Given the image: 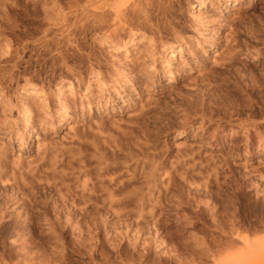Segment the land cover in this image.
Returning a JSON list of instances; mask_svg holds the SVG:
<instances>
[{
	"label": "rangeland",
	"instance_id": "1",
	"mask_svg": "<svg viewBox=\"0 0 264 264\" xmlns=\"http://www.w3.org/2000/svg\"><path fill=\"white\" fill-rule=\"evenodd\" d=\"M134 1L130 17L99 29L90 16L99 0H0V264H264V0ZM142 36L159 39L146 60L137 52L142 44L133 45ZM181 41L190 42L189 53L166 60L169 45L178 49ZM151 59L157 71L139 73ZM99 66L109 81L116 75L126 84L113 109L93 104L88 114L75 104L54 129L35 109L31 132L39 137H9L8 130L23 129L25 103L42 108L27 88L49 93L43 108L57 124L60 85L73 80L82 94L91 83L96 93ZM88 123L109 148L142 125L132 139L146 140L145 150L158 151L165 169L191 173L206 164L211 179L218 168L217 179L183 208L155 190L145 193L141 216L132 202V212L103 207L83 216L72 193L79 179L70 188L60 178L46 183L67 169L65 156L78 165V135ZM185 127L186 135H176ZM191 176L185 197L189 182L207 177ZM106 219L98 228L86 223Z\"/></svg>",
	"mask_w": 264,
	"mask_h": 264
},
{
	"label": "bare ground",
	"instance_id": "2",
	"mask_svg": "<svg viewBox=\"0 0 264 264\" xmlns=\"http://www.w3.org/2000/svg\"><path fill=\"white\" fill-rule=\"evenodd\" d=\"M227 4L238 3V0H223ZM216 3V1H213ZM200 3L205 4V1L201 0ZM135 4L134 0H99V3L95 7V11L90 13L94 22L99 23L98 28L102 29L104 27V23L112 20H121L122 18L130 17L128 10L130 6ZM133 41L135 38H131ZM133 44L137 48V52L143 54V60L148 58H152L153 54L156 52L159 47V39L156 37L144 38L139 37L137 41H134ZM127 42H125L126 44ZM161 43V40H160ZM190 42L181 41L178 43V49H176L172 44L169 45V54L166 55L169 60L175 52H183L186 51L189 53L187 44ZM114 47L119 48L120 45L112 44ZM163 47V43L161 44ZM129 47V46H128ZM125 48L129 51V48ZM229 60H231L235 55V49H231L229 51ZM194 56V55H193ZM196 56V55H195ZM242 58L248 57L246 52H243L241 55ZM139 58V57H138ZM256 58V56H254ZM194 63L197 61L193 60ZM155 60L151 59L147 64H145L144 68L138 69L139 73H143V70L147 69L150 72L157 71V64L154 63ZM144 63V62H143ZM169 63V62H168ZM181 67V66H180ZM160 72H168L170 77H173V70L168 69L165 70L164 67H159ZM96 76L92 79L93 83L97 84L98 91L95 93L92 91L93 85L88 83L82 94H80L79 85H77L73 80H70L68 83H62L60 85V91L58 94V102L60 103L61 109L56 114V119L60 120L59 123L55 124V119H53L52 115L48 114L47 111L43 107H47V98L49 97V93L44 89L39 88L37 86H30L27 88V94L29 96H38L40 97V108H35L31 103H25L23 108V118L24 122L23 129L16 130L11 132L7 131L9 137H15L19 140L20 143L23 142V138L25 133L28 137L32 138L33 132H31V125H34V110H42L45 113L41 119L45 124H49L52 129L56 126H60L65 123L64 118H68V111L73 109L75 104H79L81 106V110L87 108L88 114L91 113V109L93 104L97 106V109L107 110V105H110L111 108H114V102L119 100V96H125L126 84L120 83L117 84L118 76L115 75V80L109 81L107 78L110 73L101 71V67L95 71ZM172 79V78H170ZM80 94V101L77 102V95ZM124 99V98H123ZM124 101V100H122ZM8 105H11V99L8 100ZM123 105V104H122ZM62 116V119H59ZM148 120V117H145ZM146 123L147 124V122ZM151 122V121H150ZM94 127L93 123H88L82 128V135H78V141L80 142V151H79V162L77 172L75 171V164L73 157L65 156V151H62L61 154L65 156L62 158V162L66 160L67 169H63L59 173V177L56 176H48L47 177V185L53 186L54 183L52 181H56L57 178H60V181L66 184L67 188H70L69 182L71 180L79 179L78 184H76L75 188L78 189L72 193H77L78 198L82 200V205L79 206L81 210V214L83 216L96 214L103 207L107 208L110 214L113 212H132L133 208H129L130 203H134L137 207V213L141 216L143 215L144 207V196L145 193L152 194L155 190H158L159 194H164L170 201L176 197L177 198V207L183 208L190 204L191 196L197 195L202 188L208 187L211 183L215 182L217 179V174L219 173L218 168L215 167V175L213 178L211 177V170L205 168L206 164L199 165V170L197 172H191L190 169L185 167L184 169H180L178 166H175V170H167L164 168L163 161L159 157L158 151L147 152L145 150V145L147 141L141 143L139 141L135 142L133 137V133H135L138 129L142 127V125L133 126L130 128V131L124 132L122 142H117L112 148L105 146L100 138L101 132L94 133L92 128ZM36 128V127H35ZM98 128L103 131L105 129L104 124L100 123ZM188 127L183 128L181 131H178L176 135L181 133L180 135H186L188 132ZM90 134H93L92 140H88ZM130 134V135H129ZM35 137H39L36 133ZM34 139V138H32ZM212 140H217L215 134L211 136ZM27 141V139H26ZM93 149L90 151V149ZM223 149V148H222ZM235 149V148H233ZM68 151V150H67ZM224 151V150H223ZM151 163L152 166L149 169H146L147 165ZM135 164L132 168L131 166ZM139 165H141L140 171L138 170ZM138 166V168H137ZM229 166V165H228ZM227 166V167H228ZM204 168V169H203ZM225 169L222 170V172ZM128 174V175H127ZM178 174V175H177ZM207 175L205 179L201 182H189V190L188 195L185 197L183 193V185L188 175ZM124 175H127L126 177ZM82 177V178H81ZM53 179V180H51ZM49 182V183H48ZM178 190L179 193H171L172 189ZM76 195V194H75ZM111 221L106 219L104 222H99L97 220L89 221L87 220V225L93 227H100L103 224H109ZM134 222H125L127 225H132ZM139 225V222L136 223ZM236 226V223H233Z\"/></svg>",
	"mask_w": 264,
	"mask_h": 264
}]
</instances>
